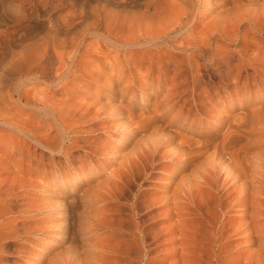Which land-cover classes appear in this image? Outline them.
<instances>
[{"label":"bare ground","instance_id":"bare-ground-1","mask_svg":"<svg viewBox=\"0 0 264 264\" xmlns=\"http://www.w3.org/2000/svg\"><path fill=\"white\" fill-rule=\"evenodd\" d=\"M216 1L218 0H21L13 8L2 10L0 146L2 144L3 150L0 151H6V156L1 157L2 162L15 155L21 161L24 160L22 145L29 143L49 152L69 150L71 157L67 160L70 167L57 168L61 188L49 192L47 199L52 202L46 204L42 211L38 209V214L46 216L43 221L52 224L51 227L48 224L50 228L40 227L43 230H39L36 226L38 229L33 232L34 227L27 226L23 221L18 222L19 218L12 214L14 207L11 198L13 188L16 190L23 183L19 180L15 187V180L10 179L15 185L13 182L9 185L6 183L7 189L4 183H0V264H15L16 260L22 264H64L66 260L65 264H159L160 259L156 254L163 242L171 245L170 252L167 250L169 264H264V110H250L245 116H239L240 121L235 116L234 120H237L227 125L225 132H200L201 140L197 142H191L183 136H179L178 143L174 139L165 138L162 133L164 134L166 124L151 125V128L146 125L149 127L146 130L149 135L156 138L148 139L143 124H135V127L131 124L129 110L120 107V103H110V94L120 97L129 91L121 78L124 63L103 61L105 59L100 57L105 43L125 55L128 54L126 60H123L127 65L129 61L133 62L132 65L138 71L143 70L144 75L141 74L140 77H150L152 80L154 75L157 76V90L176 83L181 92L187 91L193 96L203 95L206 98L212 91V79L226 82L233 72L236 81L234 93L244 95L251 88L256 91L261 87L263 89L264 74L253 63L258 60L264 62V55L258 53L262 47V39L258 37L259 40H253L255 52L246 56L241 55L242 52L245 55L250 51L241 49V54L238 53L240 55L233 56L221 43L222 40L229 42L238 38L246 41L248 34H252L251 30L264 37V0L259 4L246 0V5L237 7L231 1L233 7L227 3V8L223 7L222 0ZM61 7H69L71 13L64 8V12L70 13L69 16L63 14L64 17L67 16L63 18L60 14L62 18L56 16L59 20L53 18V27H49L45 37L40 40V45L36 44L38 49L32 43L35 49L27 46L20 54L12 52V48L20 46L22 41L25 44L28 39L21 36V32L26 30L22 24L25 20L48 16L49 12ZM244 19L248 26L242 28ZM9 26L15 27V31L10 30ZM85 38L93 39L96 45L80 53L78 46ZM161 46L178 52L194 50L196 54L186 56V62L182 57L172 56L167 50L159 56L146 52ZM7 57L9 60L5 61ZM202 58L212 61L216 58V64H222L225 70H220L221 66L215 67L212 77L207 76L199 68ZM258 77L261 78L260 81L257 80ZM131 79L132 76L127 75V81H133ZM102 80L104 85L97 84L104 86V96L90 94L88 102L78 95L77 102H72L69 97L66 102L58 103L48 99L51 97L45 98V92L42 93L44 96L41 93L38 96V91L37 95L28 91V88L38 85L66 91V86L70 85L68 91L80 88L84 94L95 87L93 83ZM240 80H243L241 86ZM68 82L71 84H67ZM110 83L116 84L114 90ZM149 83L141 81L138 86L140 97L147 96L148 88L152 87ZM177 91H174V97L180 93L175 94ZM168 97L165 99H169ZM193 99L196 100L197 97ZM11 100L14 101V107L21 106L20 108L31 111L30 115L23 117L20 108L19 111L13 109ZM129 100L132 103V98L129 97ZM75 117L76 123L92 117L112 122L125 119V124L123 122L111 129L114 131L111 135L115 142L109 147L114 149V153L106 157L102 155L100 145L92 149L88 146L87 139L71 137L79 130L72 131L71 134L70 128L81 124H65V119ZM86 125L89 129L100 126ZM96 131L98 129L88 132ZM251 135H255L256 139ZM162 147L166 150L164 153L161 151ZM75 148L78 154L76 158L73 157L75 150L71 151ZM157 152L159 157L174 161L176 166L190 171L186 176L169 173L161 190L162 197L159 196L158 199L149 195L142 196L141 192L136 195L135 189L155 181L152 170L157 165L154 160ZM92 156L97 157L96 161ZM159 157L156 158L158 161ZM198 160L203 162L198 163ZM27 162L28 165L31 163L30 158ZM96 164H100L101 168L94 171L93 166ZM35 166L42 177L46 168L40 163ZM48 185L52 188L54 181L51 180ZM83 186L88 188L81 194ZM98 202L104 205L96 207ZM30 203L28 207L34 208ZM101 230L110 232V240H104L106 233L103 239L101 236L96 237L95 233ZM29 234H33V245L30 243L31 246H24L23 252H19L17 248L18 252L8 251L11 244L18 247L17 240ZM32 247L39 253L36 255L38 258L29 255ZM14 255L16 257H12ZM105 257L108 260L105 261Z\"/></svg>","mask_w":264,"mask_h":264},{"label":"rangeland","instance_id":"rangeland-1","mask_svg":"<svg viewBox=\"0 0 264 264\" xmlns=\"http://www.w3.org/2000/svg\"><path fill=\"white\" fill-rule=\"evenodd\" d=\"M15 1L16 0H0V13L2 12L3 9H6L7 7L13 8V6L16 5V3L18 4L21 0H17L16 2ZM80 1H83V0H80ZM191 1L195 2V0H191ZM219 1L220 0H218L216 2H219ZM253 1L255 3L257 2L258 4L262 2V0L260 2H258L259 0L258 1L257 0H253ZM10 2H11V4H10ZM222 2H224V3L226 2V3L224 4ZM222 2L221 3L224 5L223 7H225V8H227L228 5L232 6V4H233L234 7L242 6V5H246L247 4L246 0H242V1L241 0H238V1L237 0H227V1L226 0H222ZM230 2L232 4H230ZM233 2H235V3H233ZM227 3H229V4L226 5ZM64 8H65V10L66 9L68 11L70 10L69 7H61L60 9H56V10L51 11L52 13L49 12L47 14L48 16L45 15V17H44V15H42L40 17H33V18H30L29 20L28 19L25 20L22 24H24L23 26L26 27L25 28L26 30L24 32H21L22 35L21 34L20 35L22 36V38H25V40L28 38L27 39L28 42H26L27 41L26 40L25 44H24L23 41H22L23 44L21 43L20 46L12 48V52L13 53H17L18 52L20 54V52H22V50L25 47H27V46L28 47L31 46L30 49H35L36 47L38 49V46L42 42L40 40L43 37H45L44 35L48 32L49 27H53L54 20L58 19V18H56V16L57 17L59 16V19H60L62 17L65 18V17L69 16V14L71 13L70 12L71 10L69 11L70 12L69 14H67L68 11L64 12ZM60 14H62V15L64 14V15H67V16L64 17V15L62 16ZM46 17H48V18H46ZM53 18H55V19H53ZM244 20H243V23L241 24L242 28L245 27V26L246 27L248 26V23L246 22V20L245 21ZM9 27H10V30H13V31H15V29H16L15 27H13V28L11 26H9ZM196 30H197V28H196ZM251 31H252L251 32L252 34L249 33L248 36H247V40L248 41L247 40L244 41V39L242 40V38H238L237 39L238 41L236 40V41H229L228 42L226 40H224V41L222 40L221 44L225 47V50L227 52H229V53L231 52L230 54H233V56L240 55L241 54L240 53L241 49H245L246 52L250 51V52L246 53L245 50H243L246 54L244 55V53L242 52L241 55L246 56L247 54L250 55V53L252 54V53L255 52V50H254L255 49V44H254L253 40H255V38L257 40L258 37H259V39H262L263 43H262V47H261V49L259 50L258 53H261V55H264L263 54L264 53V37L260 36L254 30H251ZM244 44H246V45L248 44V45L245 46ZM80 45L78 46V51L80 53H84L85 49L87 50V49H91L92 47H94L96 45V42L93 39H91V38H85L84 40L81 41ZM104 46H105V49L102 50V54L104 53L105 55L104 54L103 55L100 54V57L105 59L103 61L110 60V61H113V62H115L117 64L118 63L122 64V62L124 63V65L122 64V67L123 66L124 67L122 69V74H121L122 77L121 78L124 79L123 80V82H124L123 85H127L129 87V91H128L129 93L127 92L126 94L120 95V97L119 96L116 97V96H113V95L110 94V100L112 101V102L110 101V103H112V104L114 103L115 105H118L120 103V107H123V109H125V110H129V112H130L129 114L131 115V118H129V120H130L131 124H134V127H135V124H138V123L139 124H143V126H145L144 127L145 128L144 129L145 133L147 132L146 130H149V127L151 128V125L153 127V126L159 125V124H166L165 125L164 134L162 133V135H164L165 138L167 137V139L169 138L170 140L174 139L173 141L175 143L176 142L178 143V142H180L179 136H183V137H186L191 142H197V141L201 140V137H200V134H199L200 132L204 131V132L215 133L218 130H221L222 132H225V128H227V125L233 124L237 120V119L234 120L235 116H236V118H238L241 115L245 116V113H249L250 110H254V109H263L264 110V100H263L264 99V88L262 89V87H261L260 90H257L258 92L255 89L251 88V89H249L250 91L248 90L249 93H245L244 95L241 94L240 92L234 93L233 87L236 84L234 72L230 74L231 76L227 77V80H226L227 83L223 82L222 80H219V79H212L211 78L212 82H213V85L212 84L210 85L212 91L210 90V93H208L209 95L207 94L206 98H204L203 95L193 96V95L190 94V92H187V91H186V93H183V92H181V90L177 89L178 86L175 85L176 83H173V85L167 84L164 87H162L160 90H157L156 89L157 88V82L156 81H158V80H157V78H155L157 76L154 75L152 77V80H151L150 77H145V76L144 77L143 76L140 77L141 74L144 75L143 74L144 71L143 70L142 71H138L137 69H135L134 65H132L133 62H130V61L128 63L130 64L131 67H129V64L127 65V62L123 60V59L126 60L125 57L128 54H126V55L123 54L121 51L117 50L116 48L110 47V45H108L107 43H105ZM106 46H108V47H106ZM242 46H243V48H242ZM250 46H251V48H250ZM163 47L164 46H161L160 48H156V49L155 48L149 49V50H146V52L150 53L151 55H158L159 56V55L164 54L166 52V50H167V51L171 52L172 56L174 55V57H177V56L178 57H182V59H185V60L187 59L186 56L190 57V56L196 54L194 50H190V51L184 50V52H178V51H175L174 49H169L166 46H165L166 48L165 47L163 48ZM238 53H240V54H238ZM262 58H264V57H262ZM205 59H208V58H205ZM205 59L202 58V60H200V67L199 68H200L201 72H204V74H206L207 76L211 75L210 77H212V74H214L213 73L214 72L213 69H215V67H220L221 66L220 67L221 69L220 68L219 69L220 70H225V68H224V66H222V64H220V66L216 64V62H218V60L216 58H213V61L209 60V59L208 60H205ZM8 60H9V57H7L5 59V61H8ZM186 62H187V60H186ZM253 63L254 64L256 63L255 65L258 66L259 70L262 71L263 74H264V62H262V60L261 61L258 60L256 62L254 61ZM4 64H5V62H4ZM134 69L136 71H138L137 72L138 74L135 73L136 71ZM131 71H133L135 74H132L133 72H131ZM127 72H129V73H127ZM126 74L128 76L131 75L132 76L131 80H133L134 82L133 81L128 82ZM233 74H234V76H232ZM75 75L76 74H74V77H75ZM123 75H124V77H123ZM228 79H229V82H228ZM260 79L261 78L258 77L257 80L260 81ZM250 80H251V78H250ZM141 81H142V83H144L146 81L150 82L149 84L152 85V87L151 88L149 87L148 90H147V94H146L147 96H144L143 98L140 97L139 94H138V91L140 92L138 86L141 84ZM180 81H182V80H180ZM242 81L243 80H240V83H239L240 86L242 85ZM261 81H263V80H261ZM138 82H139V84H138ZM69 83L71 84V82H68L67 84H69ZM97 83H99V85H104L103 84V80L101 82L100 81L99 82H95V83H93L95 87H92L90 89V91H88L90 93H88V92L86 93L85 92L84 94L82 93V89H80V88H73L70 91H68L67 89L70 87V85L66 86V91L58 90V89H56L54 87H50V86L47 87V86H44V85H38V86H35V87H30V88H28L29 89L28 91H30V92H32V93H34L36 95H37V93H36L37 91H38V94L41 93V95H42L43 92H45L43 94H45L46 96H44V95H42V96H44L45 98L51 97V98H48V99H50L51 101H54V102H58V103L59 102H64V101L66 102L69 97L72 98L71 99L72 102H77L78 100H77L76 97H78V95L84 97V99L87 100V102H88L89 101V96L88 95H90V94H95L96 93V94H100V96H104V94H105V92H103L104 91V86L100 87V86H98ZM181 83H184V82L182 81ZM250 83H252V81H250ZM111 84L112 83H110V87L111 88L114 87L112 89V90H114L116 88L115 87L116 84H114V83L112 85ZM128 84H130V85H128ZM174 86H176V87H174ZM97 87H99V88L97 89ZM174 88H176V90ZM100 89H102V90H100ZM174 91H177L175 94H178L180 92L178 94L179 96L175 95V97H174L173 96L174 95ZM102 92H103V95H102ZM260 92H262V93H260ZM131 93H133V94L131 95ZM167 93H169V94H167ZM41 95L39 94L38 96H41ZM123 96H124V98H123ZM167 96H169L168 97L169 99H167V98L165 99V97H167ZM190 96H191V98H190ZM129 97H130V99L132 98V103H130ZM196 97H197V99L194 100L193 98H196ZM86 98H88V99H86ZM119 98L121 100H119ZM164 99L166 101L163 103ZM11 101H12V104H13L12 106L14 107V101L13 100H11ZM202 101H205V102H202ZM159 102L161 103V106H160ZM128 103H130V104H128ZM121 104H122V106H121ZM156 104L159 105V106H156ZM180 106H183V108H180ZM20 107H18V108L14 107L13 109L19 111ZM197 107H198V110H197ZM20 109H21L23 117L24 116L27 117L28 114L30 115L31 111L29 112V110H26L23 107L20 108ZM188 111H189V113H188ZM102 115L104 116V114H102ZM133 117H134V119H133ZM193 118H196V120H195L196 122L193 121ZM199 118H200V121H198ZM87 119H84L85 122H84V120L81 121V123L77 122V123L81 124L82 126L84 125L83 127L80 125L79 127L77 126V127L70 128V133L72 131L77 130V129L79 130V132H77L76 134L74 133L73 136H71V137L76 138V139H79L80 137L82 139L83 138L87 139L88 140V146H90L92 149H95V148L98 147L97 145H100V150H101L102 155H105L106 157H109V155H111V153L112 154L114 153V149H112L109 146H113L114 142H115V139L112 138V135L114 134L113 133L114 131L111 130V129H115V126L116 125L118 126V124H122L125 119L124 120L123 119H119L118 121H115V122H112L111 120L110 121L104 120V119L97 118V117L96 118L92 117L90 119L89 118H87ZM201 119H203V120H201ZM238 119H239L238 121H240V117ZM139 120H142L143 122L139 121ZM149 120H150V122H149ZM228 120H232L233 122L232 121L228 122ZM75 121H76V117L75 118H68V119L66 118L65 119V124H77ZM144 121L146 122V124H145ZM116 122H119V123H116ZM127 122H128V120H127ZM86 124H95V126L100 125L98 127L102 128V129H99L98 127H95L94 129H98V131H96L94 133L88 132L89 130L92 131L94 129H89V127ZM123 124H125V122ZM146 125L149 126V127H147ZM224 125H226V127ZM81 128H83L84 130L82 129L80 131ZM84 131H86V132H84ZM149 134L150 133L146 134V136L148 135L146 138H148V139H153V138L156 139L155 137H152V135L150 136ZM168 135H169V137H168ZM251 136L256 139L255 135H251ZM159 137H157V138H159ZM91 140H93V142H95V143H93V142L91 143ZM0 143H1V140H0ZM93 144H95V145H93ZM70 145L71 144H68L67 146L69 147ZM1 146H2V144H1ZM1 146H0V150H3V148ZM22 146H23V151H24L23 154H24V157H25L24 160L22 159V161L20 160L19 156L17 157V155H15L11 159H8V160L6 159V161H8V162H6V161L4 162L3 161L4 162L3 163L1 157L2 156H6V154H5L6 151L5 150L4 151H0V159H1L0 161L3 163V164L1 163L2 165L0 164V179H1L0 183H2V184L4 183L3 185H5V188L6 187L8 188L9 184H12L13 181H10V179L15 180V182H16V186L15 187H17V184H18L19 180H20V182L22 181L21 183L26 184L24 186H23V184H20V186L22 185V187H20V186H19L20 188L17 187L18 189H21V190H18L17 188L15 190V188H13L14 193H13L12 197L15 198V199L11 198L12 199L11 203L13 204V207L15 209L13 208V211H12L13 213L12 214H14V216L16 215L17 216L16 218H19V219H17V221L20 220L18 222L23 221V222H26L27 226L34 227V230H33V228H31L33 230V232H34L36 229H38V228H35L36 226H38L39 228L40 227H42V228L43 227L44 228L47 227L48 228L49 225H50V227L52 225L51 223H48L49 225L47 223H45L43 220H45L46 216L45 215L42 216L41 214H38V211L41 210V209L43 210L44 207L47 206L46 204H49L50 202H52L51 199L50 200L47 199V196L49 195V192H52L54 190H59L61 188L62 183L59 180V177H58V174H57L58 173L57 172L58 171L57 168L59 167V168L63 169V168L70 167V163H68V161L70 159L69 157H71V154H70L69 150H66V151H63V152H58V153L49 152L48 150L46 151V149L44 150L43 148H40V147L37 148V146L35 144H33V143H29L28 145H24L23 144ZM162 149L163 150H161V149L160 150L164 153L166 150H165L164 147H162ZM76 150H77L76 148L71 150V151H74L73 152V157L74 158H76L78 156V154L76 153ZM160 150H158V152L161 154ZM158 152L156 153L157 156L155 155V159H154V160H156L155 163L157 165H155L153 170H152L153 171L152 172L153 178H155V179H153V181L154 180L155 181L154 182L150 181V182L146 183V186L144 185V187H142L140 189H135L134 193H136V195H138L139 192H141L140 194H142V196L149 195V196H154V197H156V199H158V197L162 195L161 190H162V187L164 186V183H165L164 181L167 180L166 178L169 175V173L170 174L174 173L175 175L177 174L179 176H181V175L182 176H186V173L188 171H190V169L187 170L185 167L176 166L174 161H168L167 159L165 160L162 157H159L160 155L158 154ZM7 153H8V151H7ZM158 157L160 159L159 161H158V159H156ZM28 158H30V160H31V163H29V165L27 164L28 163L27 162ZM92 159L94 161H96L95 159H97V157L96 156H92ZM169 162H171V163H169ZM199 162H203V161L202 160L201 161L198 160V163ZM19 163H20V165H19ZM39 163H40V165H43L46 168V171L44 172V175L42 177L40 176V174H41V173H39L40 171L38 172V170L36 169V166H35V165H37ZM3 165H4V167H3ZM99 165L100 164H96V166H93L94 167V171L97 170V168H99V167L101 168V166H99ZM168 165H170L169 168H167ZM8 168H10V170H8ZM182 173H185V174H182ZM41 178H42V180H44V179L45 180L42 181ZM51 180L54 181V186H52L53 189L49 188V185H48V184H50ZM15 182H13L14 185H15ZM47 182H49V183H47ZM40 183H41V185H40ZM14 185L12 187H14ZM47 185H48V187H47ZM151 187H154V188H151ZM47 188H49V190ZM87 188H88V186H83V189L80 191V193L83 194V192H85V190ZM50 189H52V190H50ZM217 189H218V187H217ZM46 190H48V192ZM16 192H17V194H16ZM14 194H16V195H14ZM227 200H229V199H227ZM84 201H83V203H86ZM29 202L32 203V204L30 203L31 204L30 206H32V207H34L36 209H34V208L30 209L31 207H28ZM101 203L102 202H98V205L96 207H101V206L104 205L103 203L101 205ZM19 209L20 210L22 209V210L20 211ZM17 212H19V213L16 214ZM27 212H29V213H27ZM23 213H26V214H23ZM19 214H21V215H19ZM27 215H29L28 219L26 217ZM40 218H42V219H40ZM33 221H34V223H33ZM42 228H40L39 230H43L44 229V228L43 229ZM101 231H97L95 233L96 237L98 236V238H99V236H101V239H103L105 237L104 235L107 234L106 237L104 238V240H106V239L110 240V232L106 233L107 232L106 230H104L105 232L104 231L101 232ZM97 233H98V235H97ZM99 233H101V234H99ZM26 236L27 237L22 238L24 240H22V239L21 240H17L16 239L18 241L17 242L18 243L17 246L19 248L11 244L9 246L8 251L9 252H11V251L12 252L13 251L18 252L17 251V249H18L19 252H21V251L23 252L24 251V248H23L24 246H29L31 241L34 243V239L32 240L33 234H29V235H26ZM96 237H93V238H96ZM167 237L170 239L169 236H167ZM167 237H165V238H167ZM29 239H31V240H29ZM19 241H22V243L19 242ZM13 242H15V241H13ZM25 242H27V243H25ZM33 243H31V244L33 245ZM237 243H238V241L235 242V244H237ZM170 246L171 245L169 243L163 242L158 247L156 255L160 259L158 261L159 264H169L170 261H168V255H169V252H170L169 251V249H170L169 247ZM33 247H32V249L29 250V255L31 254L30 256H32L33 258H35V257L38 258V256H36V255H38L39 253L37 252V250H35V248L33 249ZM12 257H16V256L14 255ZM104 259H105V261L108 260L106 257ZM16 261H15V264L16 263L17 264H22L19 260H16ZM66 261L63 262V263L65 264ZM161 261H162V263H161Z\"/></svg>","mask_w":264,"mask_h":264}]
</instances>
